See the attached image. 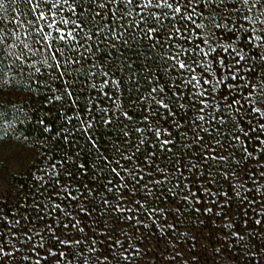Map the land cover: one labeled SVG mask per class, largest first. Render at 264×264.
I'll return each instance as SVG.
<instances>
[{
	"label": "snow or ice",
	"instance_id": "snow-or-ice-1",
	"mask_svg": "<svg viewBox=\"0 0 264 264\" xmlns=\"http://www.w3.org/2000/svg\"><path fill=\"white\" fill-rule=\"evenodd\" d=\"M0 13V94L26 75L24 91L61 105L37 117L54 147L36 192L0 208V264H208L202 243L211 264H264V0H0Z\"/></svg>",
	"mask_w": 264,
	"mask_h": 264
},
{
	"label": "trees",
	"instance_id": "trees-1",
	"mask_svg": "<svg viewBox=\"0 0 264 264\" xmlns=\"http://www.w3.org/2000/svg\"><path fill=\"white\" fill-rule=\"evenodd\" d=\"M11 15V13H9ZM4 16V13H0V18ZM11 26V25H10ZM7 75H13L11 73ZM3 78L0 77V80ZM17 87L15 91L6 89L3 94H0V208H3L6 212L14 210L20 203L24 201L27 196L28 200H31L32 194L36 192V182L33 179V174L40 175L38 168L44 166L50 161L49 150L54 147L50 139H45L47 134H42L41 127L37 123V117L42 113L41 108L50 110L53 114V118L57 115V110L61 106L59 102L53 101L52 104L44 105V96L35 93L30 95L23 89L29 84V81L25 77H16ZM37 85L32 82V88L35 90ZM43 91V90H42ZM21 108L22 113L20 119L22 120L24 115H28L27 122L17 124L14 117L17 115L15 109ZM33 110L35 114H33ZM11 122L13 127L19 129L13 131L8 129V123ZM2 130H7L8 135H4ZM26 136L27 139H23ZM81 143L83 141L81 140ZM254 146V145H251ZM250 146V147H251ZM52 156L59 158L56 152L52 153ZM255 170V168H253ZM226 187V185H224ZM67 203V201H66ZM158 203V202H157ZM167 201H165V204ZM235 206V205H234ZM193 220L195 217L192 218ZM221 218L211 221L210 227L216 230V235H220ZM237 224L235 227L237 230H242L244 225L241 222L240 216L236 217ZM23 223V221H22ZM191 222L185 217H181V223L177 225L178 228L183 230L185 225H189ZM192 227H196L195 224H191ZM0 228V231H3ZM88 229H86V232ZM227 232L228 229H223ZM204 235H208L205 230ZM167 238V237H166ZM97 239H99L97 237ZM208 250V254L204 259L211 263L210 256L213 254V248L211 245L202 243ZM85 247H87L85 245ZM238 248L237 244H232L229 248V252L236 253ZM191 251V249H188ZM170 251V250H169ZM20 253L18 255H23ZM165 252V255H168ZM150 264H159L158 259L155 257H147ZM152 261V262H151ZM74 264V262H73ZM234 264V262H232Z\"/></svg>",
	"mask_w": 264,
	"mask_h": 264
},
{
	"label": "rangeland",
	"instance_id": "rangeland-1",
	"mask_svg": "<svg viewBox=\"0 0 264 264\" xmlns=\"http://www.w3.org/2000/svg\"><path fill=\"white\" fill-rule=\"evenodd\" d=\"M204 246V244H201V247ZM152 262V261H151ZM211 264V263H210Z\"/></svg>",
	"mask_w": 264,
	"mask_h": 264
}]
</instances>
